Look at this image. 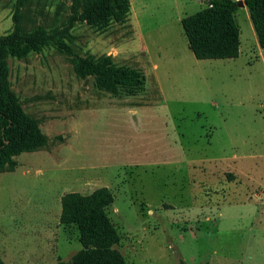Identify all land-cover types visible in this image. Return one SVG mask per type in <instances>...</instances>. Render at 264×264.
<instances>
[{"label":"rangeland","instance_id":"1","mask_svg":"<svg viewBox=\"0 0 264 264\" xmlns=\"http://www.w3.org/2000/svg\"><path fill=\"white\" fill-rule=\"evenodd\" d=\"M87 1L22 0L18 11L22 30L63 29L69 53L49 44L7 58L9 89L45 142L0 172L2 262L72 258L81 245L58 221L60 196L105 186L125 264H264V48L246 8L233 14L238 55L196 59L180 19L206 0H129L122 23L69 24ZM15 3L0 0V36ZM73 54L110 55L144 83L113 96Z\"/></svg>","mask_w":264,"mask_h":264},{"label":"trees","instance_id":"2","mask_svg":"<svg viewBox=\"0 0 264 264\" xmlns=\"http://www.w3.org/2000/svg\"><path fill=\"white\" fill-rule=\"evenodd\" d=\"M21 3L22 0H16L11 31L0 36V172L13 169L15 156L35 150L45 142L35 120L22 111L17 96L9 89L7 58H19L49 44L69 53L66 44L58 39L63 29L22 30L18 26ZM242 3L257 45L264 48V0H242ZM237 7L236 0H206L203 8L180 19L187 47L194 58L222 59L238 55L239 31L233 17ZM128 13L129 0H88L79 12L73 10L69 24L91 22L94 18L122 23ZM72 59L81 74L92 76L97 88L113 96L131 94L144 83L139 69L117 65L110 55L73 54ZM112 201V193L105 186L87 194L69 191L60 196L58 221L75 224L81 249L69 260L58 258L53 264H125L123 255L115 247L118 233L105 211ZM0 264H4L1 259Z\"/></svg>","mask_w":264,"mask_h":264},{"label":"water","instance_id":"3","mask_svg":"<svg viewBox=\"0 0 264 264\" xmlns=\"http://www.w3.org/2000/svg\"><path fill=\"white\" fill-rule=\"evenodd\" d=\"M238 6H242L243 3L240 0H236Z\"/></svg>","mask_w":264,"mask_h":264},{"label":"crops","instance_id":"4","mask_svg":"<svg viewBox=\"0 0 264 264\" xmlns=\"http://www.w3.org/2000/svg\"><path fill=\"white\" fill-rule=\"evenodd\" d=\"M58 213H59V212H58ZM58 213H57V216L59 215ZM26 263H28V264H29V263H30V261H27V262H25V264H26Z\"/></svg>","mask_w":264,"mask_h":264}]
</instances>
